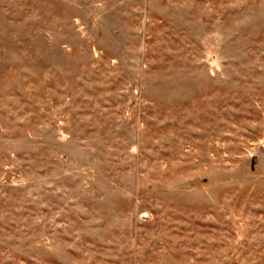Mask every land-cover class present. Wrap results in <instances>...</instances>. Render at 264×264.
I'll return each mask as SVG.
<instances>
[{
  "label": "rangeland",
  "instance_id": "obj_1",
  "mask_svg": "<svg viewBox=\"0 0 264 264\" xmlns=\"http://www.w3.org/2000/svg\"><path fill=\"white\" fill-rule=\"evenodd\" d=\"M0 264H264V0H0Z\"/></svg>",
  "mask_w": 264,
  "mask_h": 264
}]
</instances>
